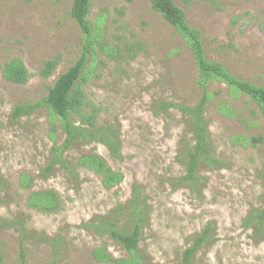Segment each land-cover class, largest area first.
Listing matches in <instances>:
<instances>
[{
  "label": "rangeland",
  "instance_id": "obj_1",
  "mask_svg": "<svg viewBox=\"0 0 264 264\" xmlns=\"http://www.w3.org/2000/svg\"><path fill=\"white\" fill-rule=\"evenodd\" d=\"M174 3L199 31L209 61L264 87V0ZM70 10L71 0H0V174L9 184L0 189V218L23 217L28 229L45 237L26 243L27 264H116L96 259L98 250L127 259L118 243L92 225L125 203L133 186L151 208L138 245L144 264H181L183 251L209 222L215 223L217 241L202 248L194 264H264V233L257 241L242 224L249 210L264 208L261 111L245 95L210 82L204 116L219 163L200 166L198 186L181 183L185 168L179 150L193 145L189 118L162 106H194L202 88L191 49L150 0H91L92 33L80 88L89 103L85 111L98 110L97 124L119 127L120 158L97 142L81 141L64 155L73 162L81 154H97L122 174L121 183L107 190L99 175L84 168L75 181L59 168L47 178L39 176L52 146L63 141L60 122L50 119L45 106L15 120L11 115L16 106L40 103L55 79L80 58L87 38ZM14 59L29 73L24 85L2 76L3 66ZM53 59L57 67L45 79L40 71ZM22 173L34 178V191L59 194L58 212L27 208L30 191L19 186ZM55 238L61 243L57 258ZM17 250L18 234L1 230L3 264H19Z\"/></svg>",
  "mask_w": 264,
  "mask_h": 264
},
{
  "label": "trees",
  "instance_id": "obj_2",
  "mask_svg": "<svg viewBox=\"0 0 264 264\" xmlns=\"http://www.w3.org/2000/svg\"><path fill=\"white\" fill-rule=\"evenodd\" d=\"M30 2L31 0H25ZM152 9L172 26L182 36L192 51L195 64L199 73L198 82L202 88V95L194 106L182 104H164L163 110L175 109L189 118L191 132V147L183 144L179 150L178 159L185 168L184 175L179 179L181 183L198 186L201 179L199 168L201 165L216 166L219 160L212 148L210 132L205 121V108L209 101L207 86L212 81L225 84L231 92L245 95L261 111L264 124V87L249 83L231 75L228 70L216 61H209L197 29L191 28L185 19L184 12L175 5L174 0H150ZM184 4L191 2L217 3L220 0H180ZM91 9V0H71L70 17L77 24L82 34L87 38L80 58L65 72L60 74L49 88L48 95L36 105L16 106L11 118L13 120L30 115L37 108L45 106L52 121H59L63 141L60 145H53L48 164L40 177L51 176L56 168L62 169L72 179L77 180L79 168L93 171L101 177L105 189L111 190L119 185L123 179L120 172L113 171L106 161L94 153L81 154L75 161L70 162L64 156L75 143L97 142L104 146L113 157L120 158L119 127L116 125H98V110L91 107L85 111L89 103L85 102V96L80 88V80L89 54L88 39L91 36V27L87 20ZM57 59L44 63L40 76L48 78L57 67ZM3 78L11 83L24 85L29 80V73L20 60L14 59L6 63L2 69ZM256 141V139H252ZM34 178L27 173L19 177V186L23 190L30 191L26 198V206L44 214L56 213L60 210L61 199L54 190H33ZM9 187L0 174V189ZM151 208L146 203L142 192L137 186H133L131 197L118 204L103 217H98L92 227L99 233L107 235L118 243L129 255L127 259H112L103 251H96L94 256L99 261H113L116 264H144V259L139 253L138 245L142 239L143 230L149 225ZM247 229H252L257 241L264 233V208L251 209L242 222ZM13 229L18 234L17 261L19 264H27L25 245L29 241L42 242L45 237L28 229L23 217L15 220L0 218V231ZM215 223L209 222L200 233L196 234L190 245L181 255V264H194L196 254L204 247L217 241L214 237ZM54 245L53 256L58 257L61 249L60 241L52 240ZM0 264H3V256L0 254ZM51 264H55L53 261Z\"/></svg>",
  "mask_w": 264,
  "mask_h": 264
}]
</instances>
